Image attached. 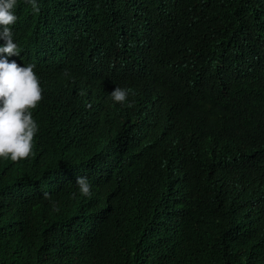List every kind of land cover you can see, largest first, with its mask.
<instances>
[{
    "label": "trees",
    "instance_id": "16d2710c",
    "mask_svg": "<svg viewBox=\"0 0 264 264\" xmlns=\"http://www.w3.org/2000/svg\"><path fill=\"white\" fill-rule=\"evenodd\" d=\"M17 3L13 36L19 49L24 42L18 34L30 36L35 51L47 46L38 42L72 39L73 26L64 29L57 17L40 22L43 8L36 22L31 5ZM101 10L102 21L115 28L133 27L131 40L107 43L103 61H72L63 76L48 72L45 88L69 94L79 77L124 84L132 106L107 104L114 116L134 124L135 143L124 148L137 168L158 181L182 177L184 183L201 168L204 198L215 172L228 196L247 192L251 211L241 218L189 197L195 213L190 241L154 229L158 264H264V0H142L127 13L109 0ZM70 96L83 101L88 94L78 86ZM30 198L19 184L12 194L0 188V264H128L126 241L103 243L96 229L77 237L58 233L46 217H32ZM106 209L130 217L120 196L109 198Z\"/></svg>",
    "mask_w": 264,
    "mask_h": 264
},
{
    "label": "clouds",
    "instance_id": "9594fccd",
    "mask_svg": "<svg viewBox=\"0 0 264 264\" xmlns=\"http://www.w3.org/2000/svg\"><path fill=\"white\" fill-rule=\"evenodd\" d=\"M95 1L24 0L35 12L36 22L43 8L40 22L57 17L64 29L76 28L69 42H38L47 46L35 51L30 36L22 39L18 34L23 49L13 36L17 0H0V188L9 194L16 192L17 184L30 190L28 200L35 202L32 217H46L58 233L77 237L96 229L103 243L110 239L127 242L128 264H158L162 254L151 236L154 229L172 230L190 241L195 213L189 197L212 201L231 218L247 217L251 208L247 192L226 194L218 172L209 176L211 191L204 198L201 168L190 183L182 177L158 181L137 168L124 148L135 143L134 124L125 115V122L114 116L107 104L132 106V92L124 84H95L79 77L73 85L87 92L83 101L70 96L76 89L67 94L45 88L43 77L48 72L63 76L72 61H103L107 43L131 40L133 27L117 29L102 21L99 11L109 0H100L98 5ZM110 1L127 13L142 0ZM32 10L26 15L32 16ZM71 45L73 50L67 47ZM25 177L32 180L20 184ZM114 196L121 197L130 217L106 209ZM92 205L99 210H92Z\"/></svg>",
    "mask_w": 264,
    "mask_h": 264
}]
</instances>
